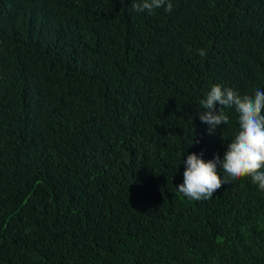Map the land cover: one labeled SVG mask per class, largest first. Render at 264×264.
<instances>
[{"label":"trees","instance_id":"1","mask_svg":"<svg viewBox=\"0 0 264 264\" xmlns=\"http://www.w3.org/2000/svg\"><path fill=\"white\" fill-rule=\"evenodd\" d=\"M171 2L0 0V264H264L250 177L177 190L238 132L211 86L264 91V0Z\"/></svg>","mask_w":264,"mask_h":264},{"label":"clouds","instance_id":"2","mask_svg":"<svg viewBox=\"0 0 264 264\" xmlns=\"http://www.w3.org/2000/svg\"><path fill=\"white\" fill-rule=\"evenodd\" d=\"M131 7L139 13L152 14L163 7L173 11L171 0H132ZM201 57L207 51L198 50ZM203 111L200 120L209 125L212 133L220 125H228L226 108H233L238 116V132L228 144L223 158L216 154L205 161L203 153H190L183 160L184 182L177 186L179 193L191 200H209L224 184L240 177H250L264 191V91L257 89L254 95L241 94L231 87L213 84L206 98L200 101ZM217 104L221 105L217 111ZM222 173V175H221Z\"/></svg>","mask_w":264,"mask_h":264}]
</instances>
